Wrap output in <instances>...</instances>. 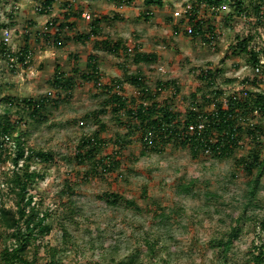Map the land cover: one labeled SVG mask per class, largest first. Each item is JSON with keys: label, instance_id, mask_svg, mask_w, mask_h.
<instances>
[{"label": "rangeland", "instance_id": "obj_1", "mask_svg": "<svg viewBox=\"0 0 264 264\" xmlns=\"http://www.w3.org/2000/svg\"><path fill=\"white\" fill-rule=\"evenodd\" d=\"M44 1L0 0V24H12L8 47L19 51L27 45L31 51L26 67L15 62L10 68L7 59L0 56L1 117L8 108L6 98L49 97L38 121L13 107L8 112L11 119H22L18 130L26 147L51 152L54 156L53 162L47 165L30 164V171L45 174L44 180L31 188L38 207L48 214L47 222L52 226L51 234L42 239V245L59 247L63 261L72 263L76 259L77 264H112L126 261L131 254L138 255L137 264H219L217 253L208 243L236 226L240 235L228 263L246 264L252 241H264L259 231V222L264 219V174L255 195L250 196L251 176L236 163L247 154V140L227 160H218L209 154L195 159L188 149L170 144L161 153L140 157V143L134 136L122 148L114 146V141L126 131L111 115H105L101 121L106 130L100 134L105 143L99 156H113L118 152L114 158L119 167L110 173L98 171L96 174L90 165L78 164L73 156L79 140L97 130L86 115L101 108L106 99L104 86H109L114 79H123L124 70L129 74L141 73L145 85L153 92L157 91V83L174 82L178 92L172 86L159 90L158 101H167L180 114L195 102L193 94L201 102L197 91L206 90V86L198 75L207 69L216 75L215 88L224 94L220 100L223 105L229 95L239 91H249L252 97L255 93L264 95L261 71L255 73L245 56L232 54L236 38L252 31L254 17L236 14L228 23L227 14L235 5L221 8L218 14L200 10L205 24L215 27L214 40L209 44L203 40L205 34L203 37L186 35L187 23L179 24L181 16L174 15L194 0H166L161 9H149L143 0H136L132 6L120 0H53L48 13L39 11ZM242 1L245 6L249 5L248 0ZM69 5L71 16H64ZM147 12L151 15L145 20L142 14ZM83 13L90 20L83 18ZM103 17L106 19L100 23V39L120 40L125 48L154 54L157 60L151 65H134L133 54L125 57L120 51L111 55L95 50L92 41L79 44L72 39L76 33H88L89 22ZM53 19L58 24L69 21L74 25L72 29L59 31L63 39L60 48L53 44L57 27H46ZM259 32L253 43L262 46L264 26ZM91 55H96L101 86L80 77L87 73L86 63ZM56 68L73 82L71 92L54 87ZM75 69L78 73L73 72ZM118 93L129 99L130 105L138 101V91L125 82ZM260 125L264 157V118ZM10 171L9 163L0 169L2 193L7 190L2 182ZM185 185L191 187L190 192L181 191ZM105 193L119 194L133 201L139 210L122 205L107 206L100 199ZM1 202L6 208H14L9 197L0 196ZM159 213H164L163 221L154 217ZM154 239L160 249L151 257L145 241Z\"/></svg>", "mask_w": 264, "mask_h": 264}, {"label": "trees", "instance_id": "obj_2", "mask_svg": "<svg viewBox=\"0 0 264 264\" xmlns=\"http://www.w3.org/2000/svg\"><path fill=\"white\" fill-rule=\"evenodd\" d=\"M248 1L249 5L245 6L242 0H194L190 4V9L183 13L179 24L186 22L192 28L190 34L184 31L186 35L203 37L205 34L206 37L204 36L203 40L211 44L215 37V27L205 24L201 11L208 10L218 14L221 8H230L235 5L232 7L233 11L227 14L228 23L231 21L229 18L236 14L238 16L252 15L254 17L252 31L244 37L236 38L232 54L245 56L247 64L254 69L259 66V72L261 71L264 76V45L259 46L253 43L254 36H259L261 34L259 29L264 26V0ZM120 2L132 6L136 0H120ZM165 2L166 0H143L144 6L149 9H161L165 6ZM52 3L53 0L44 1L40 11L48 13ZM70 8L71 5L67 6L64 16H71ZM150 15L149 12L142 14L145 20H148ZM102 19L106 17L93 19L89 22L88 33H76L72 39L79 44L92 41L95 50L111 55H117L120 51L125 53V57L133 54L131 60L134 65H151L157 60L156 55L141 53L138 50L128 53L127 47L125 48L120 40L100 39ZM11 26L10 23L0 24V29ZM51 26L57 27L58 32L55 33L53 44L60 48L63 39H60L59 31L64 28L72 29L74 25L69 21L58 24L57 19H53L46 23L47 29ZM176 28L175 26L174 32L177 31ZM0 56L4 59L16 58V63L26 67L30 62L28 59L31 57V51L27 45L19 51H13L0 43ZM260 60L263 62L260 63ZM86 71L87 73L81 74L80 77L101 86L96 55L88 57ZM73 72L78 73L77 69ZM215 76L211 69L198 75V78L203 81L202 84L206 86V90L197 91L200 93L201 102L199 103L198 96L193 94L195 102L191 103L187 112L180 114L175 112L167 101H158L157 91L159 90L164 91L172 86L174 92H178L174 82L157 83V91L153 92L145 85L141 73L129 74L124 70L123 79H114L109 86H104L106 99L101 108L86 115V118H90L97 126V130L79 140L73 160L78 164L90 165L94 173L98 171L110 173L119 167L114 158L118 152L113 153V156H99L105 143L100 138V134L106 130V125L101 121V117L105 115H111L112 120L126 131L123 137L114 141L116 144L114 146L122 148V145L134 136L140 143V157H145L148 153H161L164 147L170 144L178 149H188L191 157L195 159L199 155L209 154L215 159L227 160L232 158L235 151L239 150L243 142L247 140L249 145L247 154L236 163L248 176H251L249 194L254 196L260 178L264 174L263 141L261 140L263 130L260 125V121L264 118V95L255 93V97H252L249 91H239L229 95L223 105L220 100L224 94L215 88ZM124 82L138 91V101L135 100L133 105H130L129 99L118 93ZM53 85L56 89H64L67 93L74 87L71 79L59 72L58 68L54 73ZM48 98H6L8 108L5 109L6 113L2 117L0 115V169L5 163L11 166L9 175L5 176L2 182L7 189L6 193L0 192V196L4 195L12 199L14 206V208H6L4 202L0 203V243L3 244L0 248V264H77L76 259L72 263L63 261L59 247L42 245V239L51 234L52 226L47 222L48 214L38 207L31 188L33 184L43 181L45 174L30 171V164L47 165L53 162V153L43 150L35 151L26 147L22 139L23 134L18 130L22 119H11L8 116L10 108L13 107L17 109V112L25 113L27 118L38 121L49 103ZM200 125L201 128H199ZM190 189L189 185L181 187L184 193L190 192ZM100 199L110 207L122 205L128 209L139 210L133 201L119 194L105 193L100 196ZM154 217L163 221L165 215L159 213ZM259 231L264 235V219L259 222ZM239 235L240 230L235 226L222 237L209 241L208 247L217 253L219 264H229V254ZM65 237L66 231L63 229L64 243ZM145 244L147 253L151 257L160 249L157 239L147 240ZM137 262L138 255L131 254L126 261H113L112 264H137ZM246 264H264V241H252Z\"/></svg>", "mask_w": 264, "mask_h": 264}, {"label": "built area", "instance_id": "obj_3", "mask_svg": "<svg viewBox=\"0 0 264 264\" xmlns=\"http://www.w3.org/2000/svg\"><path fill=\"white\" fill-rule=\"evenodd\" d=\"M190 9V5H186L183 10L181 12L179 11H176L174 13L175 16H181L180 19L182 18L183 16V13L187 12L188 10ZM41 10V8L39 9V11ZM82 17L85 18L86 20H90V16L88 14H85L83 13L82 14ZM2 25V24H1ZM185 31H187L188 34H190L192 32V28L187 24L185 26ZM10 36H11V30L7 27H3L0 29V38H1V41L0 43L4 44L6 48H9V42H10ZM127 51L128 53H131L132 52V48L130 47H127ZM8 63H9V67L10 68H13L15 62H16V58H13V57H9L7 59ZM263 61L260 60V63H262ZM259 70H260V67H256L254 69V72L255 73H259ZM199 128H201V125L199 126ZM192 129V128H190Z\"/></svg>", "mask_w": 264, "mask_h": 264}]
</instances>
